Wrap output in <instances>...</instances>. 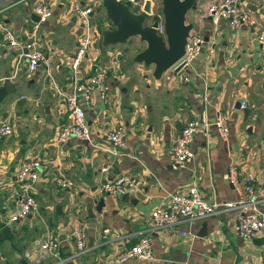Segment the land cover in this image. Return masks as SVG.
<instances>
[{
	"label": "crops",
	"instance_id": "obj_1",
	"mask_svg": "<svg viewBox=\"0 0 264 264\" xmlns=\"http://www.w3.org/2000/svg\"><path fill=\"white\" fill-rule=\"evenodd\" d=\"M48 1L50 16L35 21L32 0H0V19L6 27L20 41L24 32H32L50 59L48 74L43 66L29 72L20 50L0 36V84L7 79L10 90L0 99V120L12 127L9 137H0V264H56L53 257L37 254L35 240L48 229L59 240L64 264H116L113 256L142 234L148 235L151 257L121 264H264V232L238 237L234 210L156 229H150L149 218L154 207L167 204L170 193L183 192L189 185L208 202L237 200L238 192L222 177L229 163L237 167L239 178L253 175L255 189L264 183V64L256 37L264 31V0H236L255 23L235 28L224 20L214 26L203 15L216 0H196L185 18L192 23L190 31L202 38L201 49L187 66L164 72L167 79H154L152 66L132 61L134 52L145 46L138 38V47L126 52L118 44L102 46L99 31L72 71L76 39L83 29L69 5L93 2L89 20L101 14L93 20L97 27V22L104 27L107 21L103 8L99 0ZM94 65L107 69L108 94L103 101L93 90L83 106L91 143L76 138L58 143L57 132L67 117L55 111L60 99L53 84L67 93L72 80L84 81ZM219 110L229 115L226 139H219L210 124L207 136L196 134L190 141L185 165L170 168L171 140L183 122L194 118L212 123ZM113 127L125 137L118 156L106 151L109 144L104 141ZM29 157L41 162L36 206L12 223L8 217L13 211L14 175ZM107 163L111 168L102 172ZM59 175L69 177L73 185L59 189L54 184ZM119 175L136 181L125 196L99 192L105 179ZM99 197L104 205L97 212ZM256 208L264 213V195ZM80 220L87 225L86 251L76 256L69 233Z\"/></svg>",
	"mask_w": 264,
	"mask_h": 264
},
{
	"label": "built area",
	"instance_id": "obj_2",
	"mask_svg": "<svg viewBox=\"0 0 264 264\" xmlns=\"http://www.w3.org/2000/svg\"><path fill=\"white\" fill-rule=\"evenodd\" d=\"M128 2L129 10L141 12L144 0H120ZM92 4H80L74 1L71 4V12L83 22L82 33L77 37L73 57L70 63L72 71H75L80 61L86 56L94 38L98 36V27L90 24L89 14L92 12ZM31 11L43 21L51 14L48 0H32ZM204 16L208 17L215 26L219 21L224 20L229 28H235L240 24L253 25L255 19L252 14L236 0H216L209 3L204 9ZM148 18L157 22L156 31L162 34V18L158 11L151 8ZM109 22L104 23V27H109ZM25 38L20 41L13 31H11L0 19V36L4 43L10 47L18 48L20 56L25 60L26 68L29 72L34 71L38 66H43L47 70L50 65L49 57L42 51L41 43L32 32H24ZM259 55L264 64V31L257 33ZM202 38L189 32L186 38L184 53L182 57L169 69L174 71L178 64L187 66L197 56L201 49ZM107 69L94 65L90 75L82 82L72 80V88L69 92H63L58 86L53 84L54 92L60 99L56 106L57 114H66L67 120L59 128L56 141L65 143L70 138H76L91 143V133L85 121L83 106L87 105L93 90L99 92L103 101L107 100L108 86L106 82ZM167 79L168 76H164ZM245 101L239 102V107L243 108ZM229 115L227 111L219 110L212 123L198 119H186L178 133L172 138L168 151L169 166L177 169L185 165L186 160L191 156L189 143L196 134L207 136L208 127L212 124L219 139H226L228 136ZM12 134V127L8 122L0 120V137H9ZM104 141L108 145L111 156L121 154L118 149L125 145L123 131L119 127L109 128ZM111 168L107 163L102 166L101 171L106 172ZM41 170V162L38 158L29 157L22 160L14 175V189L12 194L13 211L8 217V221L15 223L24 219L30 214L35 206L34 198L35 184L37 183ZM238 192V199L229 202H208L201 196L195 185H189L183 192H173L168 195L167 204L156 206L149 212L150 229L171 227L181 220L204 218L224 210L235 211V232L242 239L254 237L258 232H264V213L256 208L261 196L264 195V183L257 189L254 187L255 178L251 174H245L239 178L237 167L229 163L226 171L222 175ZM135 179L128 175H119L111 179H105L99 186V192L103 195L122 197L127 194L128 189L134 187ZM54 184L59 189H67L73 185L69 177L59 175L54 178ZM86 222L80 220L69 233L73 246L74 255L82 254L86 251ZM107 229L102 230V234ZM181 235L184 232H180ZM37 244L38 257L51 256L56 260V264H64L59 251V240L53 229H48L39 239ZM151 257V245L147 234L140 235L137 240L113 256L116 264H121L129 259H149Z\"/></svg>",
	"mask_w": 264,
	"mask_h": 264
},
{
	"label": "water",
	"instance_id": "obj_3",
	"mask_svg": "<svg viewBox=\"0 0 264 264\" xmlns=\"http://www.w3.org/2000/svg\"><path fill=\"white\" fill-rule=\"evenodd\" d=\"M104 11V18L109 27L98 24L100 43L102 46L123 44L132 37H137L145 46L135 51L132 61L144 67L152 66L151 76L159 79L183 55L186 38L192 28L191 22H186V12L193 8L196 0H159L162 18V34L157 33V22H147L151 13V1L144 0L141 12H133L128 8V2L120 0H99ZM33 20L38 17L33 14ZM182 64L176 65L174 71ZM7 79L0 84V99L10 91ZM104 205L99 197L95 210L98 212Z\"/></svg>",
	"mask_w": 264,
	"mask_h": 264
},
{
	"label": "rangeland",
	"instance_id": "obj_4",
	"mask_svg": "<svg viewBox=\"0 0 264 264\" xmlns=\"http://www.w3.org/2000/svg\"><path fill=\"white\" fill-rule=\"evenodd\" d=\"M151 1V8L154 10V11H158L159 13H160V5H159V0H150ZM71 5H69V7H70ZM68 7V8H69ZM101 8V10H102V6L100 7ZM69 11H70V9H69ZM74 15V14H73ZM101 16V14L100 15H98V14H94L93 15V17H92V19L90 20V24L91 25H93L94 24V21L93 20H98L99 18L98 17H100ZM74 17L79 21V24H80V27H84V25L82 26V24H83V22L81 21V20H79L75 15H74ZM152 21V19H150V18H148L147 19V22H151ZM98 24H101L100 22H97ZM94 41V40H93ZM91 45H92V43H91ZM90 45V46H91ZM117 46H122L121 48H123V50L124 51H126L127 52V50L128 49H130V50H133L134 48H136V47H138V41H137V37H132V38H130L129 40H128V42H126L125 43V45L123 44H118ZM90 48V47H89ZM174 72H177V71H174Z\"/></svg>",
	"mask_w": 264,
	"mask_h": 264
}]
</instances>
